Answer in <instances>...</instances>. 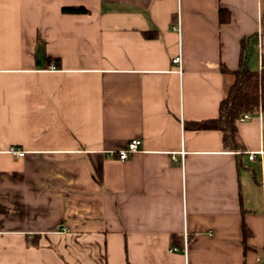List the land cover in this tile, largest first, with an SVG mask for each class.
Wrapping results in <instances>:
<instances>
[{
    "label": "crops",
    "instance_id": "0c3cea01",
    "mask_svg": "<svg viewBox=\"0 0 264 264\" xmlns=\"http://www.w3.org/2000/svg\"><path fill=\"white\" fill-rule=\"evenodd\" d=\"M263 2L0 0V264H264V111L239 149L187 125L218 117L222 64L261 68Z\"/></svg>",
    "mask_w": 264,
    "mask_h": 264
},
{
    "label": "trees",
    "instance_id": "16d2710c",
    "mask_svg": "<svg viewBox=\"0 0 264 264\" xmlns=\"http://www.w3.org/2000/svg\"><path fill=\"white\" fill-rule=\"evenodd\" d=\"M62 10L67 13L88 12V9L84 6H64ZM228 15V10L220 8L221 22L227 21ZM260 24L264 35V9L262 10ZM241 43L243 49H245L247 39L242 38ZM243 55L244 52L242 53V61L238 69L230 70L224 64L221 66L222 72H231L235 79L220 102L218 117L187 123L188 127L193 129L222 130L225 146L233 149H239L241 146L238 140L237 119L243 113L254 115L258 114L260 110L264 111V55L262 56V66L259 70L247 67L244 63ZM6 211L8 209L0 204V212ZM248 234H250V231L244 225V235L247 236Z\"/></svg>",
    "mask_w": 264,
    "mask_h": 264
},
{
    "label": "built area",
    "instance_id": "2783aa9c",
    "mask_svg": "<svg viewBox=\"0 0 264 264\" xmlns=\"http://www.w3.org/2000/svg\"><path fill=\"white\" fill-rule=\"evenodd\" d=\"M177 29L180 30V20L178 17V21H177V25H176ZM264 39V35L262 33V29H261V25L260 28L257 32V40H258V46L261 48L262 47V42ZM174 63L178 64L179 66H181L182 64V56L181 54H179L178 56H176L173 59ZM181 71V70H180ZM262 112V110H260V113ZM251 114L250 113H243L238 119L237 121H245L246 119L250 118ZM141 140L140 139H133L132 141L129 142L128 146L124 149H121L119 151H110L111 155H118V157L122 160H127L130 158V156L134 153H136L137 151H139L141 149ZM11 154L17 156V157H21L24 156L26 154V151L23 149H20L19 147L16 146H12L9 148L8 150ZM249 154V158L251 160H253L256 155L257 152L255 151H248ZM262 187L264 189V180L262 181ZM58 231L60 233H69L71 231V227L67 224V223H62L59 228ZM184 245L182 247V249L184 250V252H187V247H188V239H187V233H185L184 235ZM181 248L179 246H173L172 250H180Z\"/></svg>",
    "mask_w": 264,
    "mask_h": 264
}]
</instances>
